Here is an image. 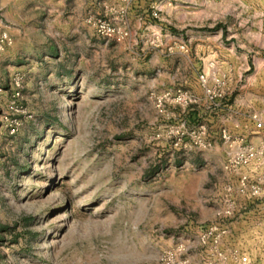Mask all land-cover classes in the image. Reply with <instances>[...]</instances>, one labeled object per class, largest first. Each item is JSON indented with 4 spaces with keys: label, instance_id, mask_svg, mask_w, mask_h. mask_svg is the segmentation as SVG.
<instances>
[{
    "label": "rangeland",
    "instance_id": "rangeland-1",
    "mask_svg": "<svg viewBox=\"0 0 264 264\" xmlns=\"http://www.w3.org/2000/svg\"><path fill=\"white\" fill-rule=\"evenodd\" d=\"M149 1L157 19L147 0L131 7L130 37L116 43L84 23L115 0H0L13 41L0 53V264H154L177 244L206 264L198 235L217 221L227 254L264 264V201L237 194L219 138L264 145V112L257 130L249 120L264 103V0ZM172 42L190 53L168 54ZM208 60L228 77L221 110L197 85ZM192 85L189 111L154 108L152 94ZM180 121L204 124L211 148L174 151L164 131ZM228 198L232 216L219 220Z\"/></svg>",
    "mask_w": 264,
    "mask_h": 264
},
{
    "label": "built area",
    "instance_id": "built-area-1",
    "mask_svg": "<svg viewBox=\"0 0 264 264\" xmlns=\"http://www.w3.org/2000/svg\"><path fill=\"white\" fill-rule=\"evenodd\" d=\"M143 0H115L116 5L110 7L106 2H102V11L90 10L84 23L94 34L103 40L122 43L130 37L128 28V13L131 7L141 4ZM149 5L148 17L156 20L158 17L152 3ZM144 3V2H143ZM12 37L7 27L0 21V53L12 45ZM151 45L159 47L158 38L150 42ZM167 53L172 54L175 50L183 55L190 53V48L186 43L179 42L167 45ZM20 75H14L10 82L11 101L8 109L17 110V102L20 97ZM197 85L202 91L204 103L207 109L221 110L229 107L231 97L226 98V89L228 86V77L226 74H220L217 70V64L214 60H208L203 63L200 72L197 75ZM1 91V90H0ZM154 108L158 113L169 117L167 108L169 106L177 107L182 112L189 111L196 106L200 98L190 90L176 87L164 90L159 95H151ZM229 102V103H228ZM228 103V104H227ZM264 112V103L262 110L249 114V120L255 125L257 130L261 127V117ZM7 121V117H5ZM17 126V122H13ZM186 121H180L175 125H166L165 138L170 142V147L174 151L190 150H208L212 146L208 138V131L204 124L188 126ZM13 125V124H12ZM12 127L11 133L15 130ZM219 138L224 147L225 161L223 170L227 174L237 177V194L246 200L264 201V145L252 146L247 143L243 137L233 136L226 129L219 132ZM232 189L227 188L226 193L231 194ZM233 206L228 198L223 209L216 213L217 219L223 220L232 216ZM228 227L221 221L213 222L203 228L198 235V244L205 250L206 264H249L247 255L233 252L227 254L221 247L223 239L228 235ZM185 248L183 244H177L174 247L163 251L156 259L154 264H190L183 257Z\"/></svg>",
    "mask_w": 264,
    "mask_h": 264
},
{
    "label": "crops",
    "instance_id": "crops-1",
    "mask_svg": "<svg viewBox=\"0 0 264 264\" xmlns=\"http://www.w3.org/2000/svg\"><path fill=\"white\" fill-rule=\"evenodd\" d=\"M141 6H143V2H141V4H140ZM146 5V4H145ZM200 64V63H199ZM187 89H190V91H192L193 93H195V94H197V88L195 87V86H189V88H187Z\"/></svg>",
    "mask_w": 264,
    "mask_h": 264
},
{
    "label": "trees",
    "instance_id": "trees-1",
    "mask_svg": "<svg viewBox=\"0 0 264 264\" xmlns=\"http://www.w3.org/2000/svg\"><path fill=\"white\" fill-rule=\"evenodd\" d=\"M216 27H217V26H216ZM217 28H218V27H217ZM194 115H195V114H194ZM194 115H193V116H194Z\"/></svg>",
    "mask_w": 264,
    "mask_h": 264
}]
</instances>
